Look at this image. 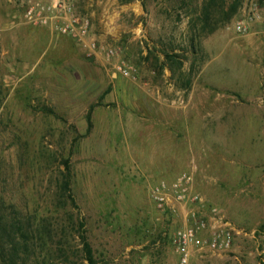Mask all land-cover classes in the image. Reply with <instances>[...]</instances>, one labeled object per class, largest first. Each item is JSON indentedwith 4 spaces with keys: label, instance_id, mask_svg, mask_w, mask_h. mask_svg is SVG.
Masks as SVG:
<instances>
[{
    "label": "rangeland",
    "instance_id": "1",
    "mask_svg": "<svg viewBox=\"0 0 264 264\" xmlns=\"http://www.w3.org/2000/svg\"><path fill=\"white\" fill-rule=\"evenodd\" d=\"M29 1L0 0V248L21 225L31 260L81 264L80 217L99 264H175L171 234L195 211L208 237L215 209L231 244L194 264H264V0L205 36L189 23L203 0H69L83 41L29 22ZM184 172L202 201L158 208L151 186Z\"/></svg>",
    "mask_w": 264,
    "mask_h": 264
},
{
    "label": "built area",
    "instance_id": "2",
    "mask_svg": "<svg viewBox=\"0 0 264 264\" xmlns=\"http://www.w3.org/2000/svg\"><path fill=\"white\" fill-rule=\"evenodd\" d=\"M44 0L29 1L24 8V17L31 23L52 25L60 34L72 35L83 41V36L88 29V21L80 18L72 11L69 0H54L46 4ZM235 28L239 32L247 30L244 21H237ZM90 50L94 49L92 44ZM93 51V50H92ZM116 69L124 75L128 70L123 66H116ZM192 176L189 173H182L172 180H161L150 188V198L158 208L171 207L174 203H186L187 201H202L198 195L191 196ZM213 218L219 222L220 230L212 231L208 237H203L201 231L206 228V221L200 218L195 211L188 213V223L176 229L170 236V243L176 253L175 264H194L192 251L219 252L231 244L230 222L223 220L216 213L215 209L210 210Z\"/></svg>",
    "mask_w": 264,
    "mask_h": 264
},
{
    "label": "trees",
    "instance_id": "3",
    "mask_svg": "<svg viewBox=\"0 0 264 264\" xmlns=\"http://www.w3.org/2000/svg\"><path fill=\"white\" fill-rule=\"evenodd\" d=\"M191 2V0H189ZM242 3V0H203L202 4L198 10V13L195 14V18H189V23L194 28H199L200 33H204L203 35H207L221 27L226 22H229L230 19L236 14L237 10L239 9L240 5ZM221 15V21L218 22L216 19V16ZM199 24V25H197ZM197 36L194 35L190 37L189 39V46L190 48H194L195 43H198ZM166 62L169 64V69H172L174 66L181 68L183 62L181 60H177V57H182L181 54L176 52H167L162 51ZM187 85H189V81L187 82ZM87 121L89 124V127L91 125L90 123V115L88 113L87 115ZM65 173L64 178L61 183L62 187V193L65 195L66 200L68 203L76 207V201L74 198V195L71 192L70 188V165L69 160L65 159L63 161ZM72 224L74 226L75 234H78L79 241L81 244L80 251L82 253V259L81 264H99L97 258L94 255L93 248L91 246V243L89 242L86 233V221L80 217L75 218L74 221H72ZM16 230L19 232V236L13 237L12 240H10V244L6 246H3L0 248V258L4 261V264H66L65 260H60V262H57V259L47 257L46 254L42 255L40 259L37 257L35 261L31 260L29 257V238L27 236L26 231H22V226L16 227ZM65 234V228H63ZM46 232V233H45ZM39 233L41 234L38 238L40 242H42L44 245L50 242L57 237V234L59 232L52 230H48ZM53 232L54 235H51ZM48 234V235H44ZM3 236V234H0V238ZM65 237V235H64ZM58 239H60L58 237ZM49 249H47V254ZM53 250L58 254H60V251H65L64 246H53ZM55 260V261H54Z\"/></svg>",
    "mask_w": 264,
    "mask_h": 264
}]
</instances>
